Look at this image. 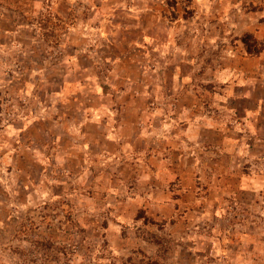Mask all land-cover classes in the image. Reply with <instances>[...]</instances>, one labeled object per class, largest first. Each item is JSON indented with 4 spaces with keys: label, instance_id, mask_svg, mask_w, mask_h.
Wrapping results in <instances>:
<instances>
[{
    "label": "rangeland",
    "instance_id": "rangeland-1",
    "mask_svg": "<svg viewBox=\"0 0 264 264\" xmlns=\"http://www.w3.org/2000/svg\"><path fill=\"white\" fill-rule=\"evenodd\" d=\"M32 1L0 3L24 14L19 21L34 25L48 46L44 53H38L37 69L38 78L46 76L51 85L45 88L46 84L38 81L32 90L41 99L46 89H59L60 61L73 54L63 44L66 38L92 45L78 53L70 68L76 72L69 74V81L80 74L79 67H86L93 69L109 90L104 77L110 61L105 57L117 54L116 44L110 47L111 41L125 38L122 42L141 43L146 33L149 46L162 50L151 53L152 62L147 66L149 78L157 76L155 79L163 81L161 93L173 90L178 55L173 56L170 45H178L184 56L192 59V63L181 65L178 73L192 78L185 84L189 89L193 84L201 95L197 105L214 110L223 104L250 106L245 100L226 101L222 97L230 98L242 77L252 75L253 82L245 88L259 94L264 107V0ZM94 7L102 10L103 19L90 17ZM133 7L147 8L150 14L138 20L126 18V11ZM88 27L98 35L92 31L85 38L71 34L73 28L88 31ZM111 31L115 32L113 37L106 34L100 38L99 32ZM257 50L260 53L256 54ZM169 56L172 61L166 65ZM75 88L73 83L67 87L68 91ZM10 101L0 108V131L19 118V106L28 104L23 99ZM97 102L94 97L85 100V104ZM262 114L259 126L264 136V109ZM234 115L229 113L228 120ZM10 138L7 133L0 135V264H264L263 208L255 226L251 224L255 221L252 211L247 213L228 197L220 200L221 211H213L214 204L208 206V212L202 210L203 205L193 210L188 197L173 210L172 205L150 201L146 187L129 170H122L126 166L99 163L92 149L87 150L84 165L82 153L74 151L69 163H61L64 156L60 147H39L41 162L31 164L27 171L21 163L22 171L17 172L11 157L1 161L3 150L11 145ZM261 146L257 148L258 163L264 176ZM78 164L84 165L80 174ZM145 181L147 187L154 183L152 179Z\"/></svg>",
    "mask_w": 264,
    "mask_h": 264
},
{
    "label": "crops",
    "instance_id": "crops-1",
    "mask_svg": "<svg viewBox=\"0 0 264 264\" xmlns=\"http://www.w3.org/2000/svg\"><path fill=\"white\" fill-rule=\"evenodd\" d=\"M62 1L70 3L71 0ZM148 13L147 8L133 7L126 11L125 17L138 20L148 17ZM23 15L0 3V108L10 104L12 98L28 101L26 106L18 107L19 118L0 131V135L7 133L11 137V145L1 154L2 163L11 157L17 172L27 171L31 164L41 162L37 148L54 145L62 149L65 160L62 158L61 163H69V158L77 151L85 156V165L87 150L92 149L102 165L126 166L122 170H129L131 176L146 187L152 202L172 205L174 210L188 197L193 210L203 205L202 210L208 212V206L214 204L216 212L222 210L220 200L228 197L247 213L252 211L251 218L256 222L252 220L251 224L259 225L258 214L264 209V176L257 148L261 144L264 147L259 126L264 107L261 96L245 88V84L253 82L254 76L242 77L243 82L235 85L237 92H232L230 98L222 97L226 101L245 100L250 106L239 108L223 104L215 110L205 109V105H197L201 95L193 89L195 86L192 84L189 89L185 84L192 78L178 73L179 67L192 63V59L186 58L178 45H170L173 56L178 55L175 62L178 71L173 90L161 93L163 81L155 79L157 76L149 78L147 66L152 62L151 53L162 50L150 47L145 33L141 43L122 42L125 38L111 41L110 47L113 49L115 43L117 54L105 57L110 61L108 75L104 77L109 88L106 90L93 69L86 67H79L80 74H76L73 82L69 81V74L74 71L70 68L78 53L92 46L75 43L69 37L63 44L70 47L73 54L65 55L60 61L59 89H46L41 99L32 90L38 81H43L45 88L51 85L46 76L38 78L37 69L38 53H44L48 46L39 38L34 25L19 21ZM90 17L103 19L104 15L99 7H94ZM91 31L98 35L92 28L88 31L73 28L71 34L85 38ZM99 33L100 38L115 34L113 31ZM169 57L166 65L172 61ZM72 83L76 88L68 91ZM88 97H94L97 104H85ZM12 108L16 110L17 106ZM229 113L236 114L233 120H228ZM21 163H24L22 170ZM84 165H77L78 174L84 170ZM70 168L73 171L74 168ZM148 179L154 181L150 187L145 181Z\"/></svg>",
    "mask_w": 264,
    "mask_h": 264
},
{
    "label": "trees",
    "instance_id": "trees-1",
    "mask_svg": "<svg viewBox=\"0 0 264 264\" xmlns=\"http://www.w3.org/2000/svg\"><path fill=\"white\" fill-rule=\"evenodd\" d=\"M248 50H250V49L248 48ZM248 52H249V51H248ZM257 53H260V50H257V51H256V54H257ZM128 262H130V261H128Z\"/></svg>",
    "mask_w": 264,
    "mask_h": 264
}]
</instances>
